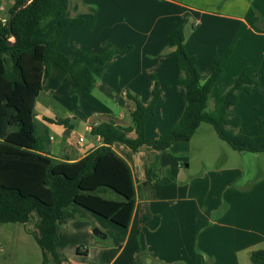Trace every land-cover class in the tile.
<instances>
[{
	"label": "crops",
	"instance_id": "obj_1",
	"mask_svg": "<svg viewBox=\"0 0 264 264\" xmlns=\"http://www.w3.org/2000/svg\"><path fill=\"white\" fill-rule=\"evenodd\" d=\"M14 1L0 0V26L11 19ZM68 17L82 21L65 26L57 40L56 48L67 57L73 58L77 48L102 53L107 40L116 48H130L106 62L101 71L94 70V88L88 95L72 93L69 76L57 66L50 67L34 102V121L38 133L48 135L50 157L78 162L101 144L100 137L89 133L91 125L109 119L131 125L134 103L126 93L147 104L155 81L160 95L154 113L146 120V136L156 139L177 120L185 99L177 83L181 70L171 55L168 35L180 25L185 50L195 58L202 82L210 75L216 57H221V72L209 94L207 110L242 70L256 74L258 85L250 92L240 91L234 106L241 117L245 111L240 107L250 105L254 133L256 119L264 114V0H69L66 11L53 18L57 25ZM143 18L148 20L141 28ZM56 25L44 34L45 24L36 33L51 37ZM147 27L146 35L150 31L153 35L136 53L141 47L132 39ZM254 97L259 102L249 103ZM157 112L166 118L148 127ZM48 118H68L72 128ZM76 121L78 124H73ZM197 135L199 138L193 139ZM218 138L212 125L200 123L184 141L186 149L176 146L173 151V142L167 149L175 152L170 161L173 168L158 157V171L166 173L168 167L174 173L170 180L166 178V186L153 180V161H146V157L157 156L151 153L156 150L141 146L134 151L114 142L112 150L131 174L134 200L129 218L121 225L83 205H68L72 217L57 226L54 239L62 264H252L250 253L264 249V160L257 167L243 164L254 159L249 154L264 152L222 149V154L206 157L208 148L210 152L213 147L220 148ZM193 141L197 142L194 151ZM220 155L224 159L216 165ZM244 169L248 177L261 173L247 190L240 187ZM106 194L115 197L109 191ZM34 211L38 214L31 211L29 220ZM94 227L101 236L93 233Z\"/></svg>",
	"mask_w": 264,
	"mask_h": 264
},
{
	"label": "trees",
	"instance_id": "obj_2",
	"mask_svg": "<svg viewBox=\"0 0 264 264\" xmlns=\"http://www.w3.org/2000/svg\"><path fill=\"white\" fill-rule=\"evenodd\" d=\"M25 2L11 21L0 26V223H25L30 212L40 216V244L53 264H62L54 239L57 226L72 215L66 210L71 203L125 225L133 205V187L128 166L114 153L111 145L122 142L137 151L141 146L165 150L175 141L189 140L200 123L212 125L217 136L235 151L264 152V114L255 121L252 135L240 129L241 118L234 112L240 91L250 92L258 85L256 74L242 70L233 84L207 110V101L221 72V57H216L210 75L202 82L195 58L184 47L183 25L168 35V45L181 70L177 83L184 90V107L177 120L156 139L145 135L146 120L154 113L160 91L157 81L147 104L126 93L134 103L131 125L123 126L113 119L90 127L89 133L101 138V144L81 160L67 163L48 155L49 138L38 133L34 121V102L51 66H57L72 81V93L88 95L95 83L94 70L125 49L104 42L102 53L82 48L73 58L56 48L65 26L82 21L64 18L58 21L51 37L36 33L55 14L68 8L69 0H15L10 13ZM13 36L11 45L7 40ZM71 129L68 118L47 119ZM134 133V136H129ZM109 191L115 197L108 196ZM252 264H264V249L250 253Z\"/></svg>",
	"mask_w": 264,
	"mask_h": 264
},
{
	"label": "rangeland",
	"instance_id": "obj_3",
	"mask_svg": "<svg viewBox=\"0 0 264 264\" xmlns=\"http://www.w3.org/2000/svg\"><path fill=\"white\" fill-rule=\"evenodd\" d=\"M53 19H50L48 21V23L46 24V27H45L46 30H45L44 34L46 32H51L53 30V27H55L56 19H54V20ZM147 20H148V18L141 19V22L143 23V26L141 28L145 27V23ZM149 30H150V27H147V29H145V28L141 29V31H139L138 36L134 35V37L136 39H132L133 40L132 42L134 43L135 46L141 47V48H137L138 50L135 51L136 53H139L141 51L139 49L143 48L144 41L148 38L151 31L147 35L145 32L149 31ZM152 35L153 34H151L150 37ZM11 40H13V39H11ZM126 48L128 50L130 48V46H128ZM116 55H118V54H116ZM259 100L260 99L258 97H254V99L251 98L249 100V103H258ZM240 109L245 111L240 117L241 118L240 129L243 133H245L247 135H252L251 132L253 131V125H254L253 122L254 121H252V111H251L250 105H244V106L240 107ZM208 110H211V108L208 107ZM162 119H163V113L157 112V114H155V116H153L152 118L149 119L148 127L150 126L151 122H158V120L161 121ZM71 123L72 122L70 121V124ZM73 124H78V123L76 121V122H73ZM208 127H210V126H208ZM166 130L167 129H165V131ZM165 131H163V132H165ZM213 135H214L213 137H216V135L214 133H213ZM77 136L78 135H75L70 141L72 143H74ZM84 136L86 139L90 138V135L88 133H84ZM198 138L199 137L197 135L193 139H198ZM218 141L220 142V145H221L220 148L217 149V147H213L211 149V152H210V148H208L206 150V153H207L206 157L211 158V155L213 156L216 153L218 155L222 154V149H224V150L232 149L224 141H222L220 139ZM199 144H200V141L198 140V145ZM174 145L175 146H173L174 147L173 151L175 150L176 146H183L185 149L187 147V144L184 141H176ZM192 146H193V151H194L195 148L197 147V142L193 141ZM167 149L152 151L151 153H155L154 155H157V156H152V157H148V158L146 157V161L148 164H150L151 161H153L152 165H151V171L155 176L153 178V180H157L159 186H166V178L170 180L174 176V173L170 169H168V167L164 168L167 171L166 173L164 170H160V172L158 171V166H159V158L158 157L166 159L169 162L170 166H171L170 161H172L174 159L173 157L175 155L174 154L175 152H173L171 149H169V150H167ZM177 153H178V151H177ZM249 155H252V157H254V159L251 160L250 162H246V161H245V163L243 162L244 163L243 165H246V163H247L249 165L257 167V166H260L262 164L264 159L261 157L264 154H249ZM253 155H257V156H253ZM213 157H215V155ZM223 159H224L223 155H220L216 160V165L220 164ZM194 161H195V159H194ZM193 163L194 162L192 161V165H193ZM172 168H173V166H171V169ZM191 169H193V166ZM246 174H247V172L244 169L243 170V176H242V177H245L244 184L240 185V187L242 189H245V190H247L249 188L250 183L252 181L253 182H255L256 180L258 181L259 177L261 176V173L259 171H256V173L253 175V177L252 176L248 177ZM174 186H175V184H173V187ZM39 224H40V218L35 211L31 215L28 223H25V224H23V223H12V222L0 223V264H53L54 263L51 255L48 252H46V250L40 244ZM94 228L97 229V227H94Z\"/></svg>",
	"mask_w": 264,
	"mask_h": 264
},
{
	"label": "water",
	"instance_id": "obj_4",
	"mask_svg": "<svg viewBox=\"0 0 264 264\" xmlns=\"http://www.w3.org/2000/svg\"><path fill=\"white\" fill-rule=\"evenodd\" d=\"M25 4V2L14 12V14H12L11 15V19H9V21H8V23H7V25H8V28L10 29V27H11V20L17 15V13L19 12V10L23 7V5ZM12 38H13V36H12ZM12 42H13V40H10V39H8L7 40V44H9V45H11L12 44ZM66 135H68L69 134V130L68 129H66L65 130V132H64ZM93 233L94 234H96V235H100L101 236V233L97 230V229H94L93 230Z\"/></svg>",
	"mask_w": 264,
	"mask_h": 264
},
{
	"label": "built area",
	"instance_id": "obj_5",
	"mask_svg": "<svg viewBox=\"0 0 264 264\" xmlns=\"http://www.w3.org/2000/svg\"><path fill=\"white\" fill-rule=\"evenodd\" d=\"M10 39H12V37H10ZM79 141H82V138H79Z\"/></svg>",
	"mask_w": 264,
	"mask_h": 264
},
{
	"label": "bare ground",
	"instance_id": "obj_6",
	"mask_svg": "<svg viewBox=\"0 0 264 264\" xmlns=\"http://www.w3.org/2000/svg\"><path fill=\"white\" fill-rule=\"evenodd\" d=\"M11 40V39H10Z\"/></svg>",
	"mask_w": 264,
	"mask_h": 264
}]
</instances>
